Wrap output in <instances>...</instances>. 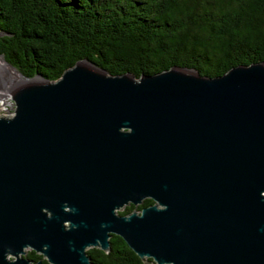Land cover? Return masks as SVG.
Masks as SVG:
<instances>
[{"label":"water","instance_id":"water-1","mask_svg":"<svg viewBox=\"0 0 264 264\" xmlns=\"http://www.w3.org/2000/svg\"><path fill=\"white\" fill-rule=\"evenodd\" d=\"M0 57L21 78L0 89L17 106L0 117V264H44L27 248L93 264L113 235L156 264H264V62L137 78L83 59L51 81Z\"/></svg>","mask_w":264,"mask_h":264},{"label":"trees","instance_id":"trees-1","mask_svg":"<svg viewBox=\"0 0 264 264\" xmlns=\"http://www.w3.org/2000/svg\"><path fill=\"white\" fill-rule=\"evenodd\" d=\"M0 55L23 75L51 81L83 59L114 76L172 67L221 76L264 62V0H0ZM110 242L108 251L87 250L93 264H156L119 235ZM25 256L51 264L32 249Z\"/></svg>","mask_w":264,"mask_h":264},{"label":"bare ground","instance_id":"bare-ground-1","mask_svg":"<svg viewBox=\"0 0 264 264\" xmlns=\"http://www.w3.org/2000/svg\"><path fill=\"white\" fill-rule=\"evenodd\" d=\"M2 74L11 75L14 80H19V81L21 80L20 75L14 69H12L4 61V59L2 57H0V78H1ZM4 80H5V78H4ZM0 89H1V87H0ZM2 95H3L2 97L0 96V100L4 103H9L8 100H9L10 96L6 97V96H4L5 94H3V93H2Z\"/></svg>","mask_w":264,"mask_h":264},{"label":"built area","instance_id":"built-area-1","mask_svg":"<svg viewBox=\"0 0 264 264\" xmlns=\"http://www.w3.org/2000/svg\"><path fill=\"white\" fill-rule=\"evenodd\" d=\"M4 96H11L10 93L5 94ZM5 107V109H3ZM17 106L12 98V104L11 105H0V117L2 118H13L17 114Z\"/></svg>","mask_w":264,"mask_h":264},{"label":"rangeland","instance_id":"rangeland-1","mask_svg":"<svg viewBox=\"0 0 264 264\" xmlns=\"http://www.w3.org/2000/svg\"><path fill=\"white\" fill-rule=\"evenodd\" d=\"M7 76H10V78H12V76L11 75H5V74H2L1 75V78H0V87L2 86V81L4 80V78H6ZM0 92L2 93V92H5L4 94H7V93H10L9 91H3V90H0ZM3 95H1V97H2ZM6 97H8V96H6ZM8 102L9 103H4V102H2L1 100H0V105H11L12 104V97L10 96V98H9V100H8ZM3 109H5V107L3 108ZM127 206V205H126ZM126 206H124L123 208H121L119 211H121V210H123ZM28 249H30V248H27V250Z\"/></svg>","mask_w":264,"mask_h":264},{"label":"flooded vegetation","instance_id":"flooded-vegetation-1","mask_svg":"<svg viewBox=\"0 0 264 264\" xmlns=\"http://www.w3.org/2000/svg\"><path fill=\"white\" fill-rule=\"evenodd\" d=\"M144 202V201H143ZM142 204V203H141ZM141 204H139V205H141ZM145 207V206H144ZM142 209V208H141Z\"/></svg>","mask_w":264,"mask_h":264}]
</instances>
